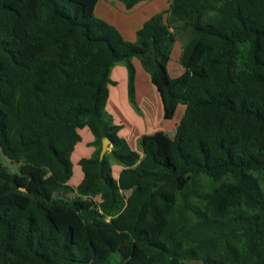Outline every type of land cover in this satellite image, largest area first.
Here are the masks:
<instances>
[{
	"label": "trees",
	"instance_id": "16d2710c",
	"mask_svg": "<svg viewBox=\"0 0 264 264\" xmlns=\"http://www.w3.org/2000/svg\"><path fill=\"white\" fill-rule=\"evenodd\" d=\"M96 1L0 0V154L18 171L0 162V264H264V0H170L134 41ZM132 57L162 118L184 105L164 153L153 135L131 149L105 110L117 63L136 109ZM83 126L93 150L72 189ZM64 211L77 222L59 227Z\"/></svg>",
	"mask_w": 264,
	"mask_h": 264
},
{
	"label": "crops",
	"instance_id": "0c3cea01",
	"mask_svg": "<svg viewBox=\"0 0 264 264\" xmlns=\"http://www.w3.org/2000/svg\"><path fill=\"white\" fill-rule=\"evenodd\" d=\"M169 2L170 0H140L132 7L126 9L116 0H97L94 5V10L97 12V17L115 26L120 33L123 27L127 30L130 29V31L126 32L127 38L128 40H133L135 30L141 25V23L150 15L166 9ZM154 7L159 8L155 11L153 9ZM177 39L180 40L181 50V46L185 40H182L178 36L175 40ZM180 50L176 57H179ZM131 62L134 66V103L136 109L133 108L127 100L125 89V68L122 63H117L113 65L110 70V79L114 80L115 84H108L107 86L108 95L105 102V110L111 115L112 121L120 125L118 135L126 140L131 149L140 153L137 142L142 136L153 135L158 140L159 145L161 141L163 145L168 143L172 136L171 133L173 132V128L183 112L184 105L177 104L171 118H162L160 99L154 86L149 81L148 74L141 67L137 58L132 57ZM170 64L172 65V68H170ZM166 69L170 77H175L182 72L180 64L178 65L171 60L170 53L169 59L166 62ZM117 80H119L121 86L117 84ZM149 95L152 99H156V109L158 106L156 116L153 118L151 117L152 114L150 110L152 101H149ZM179 105H182V107H180L179 113L177 114L176 110ZM77 132L80 139L74 144L70 153L72 173L70 178L65 182L66 184L69 180L74 178L73 185L71 186L72 189L82 176V172L77 163L78 159L81 157H88L93 150V146L89 144L92 140V134L89 129L86 126H83L78 128ZM120 168V165L112 163L111 175L116 177Z\"/></svg>",
	"mask_w": 264,
	"mask_h": 264
},
{
	"label": "rangeland",
	"instance_id": "374dc122",
	"mask_svg": "<svg viewBox=\"0 0 264 264\" xmlns=\"http://www.w3.org/2000/svg\"><path fill=\"white\" fill-rule=\"evenodd\" d=\"M117 1V0H116ZM97 5V4H96ZM96 7V6H95ZM158 8L159 7H154L153 9L156 11V10H158ZM93 13H94V15L95 16H98L97 15V12L94 10L93 11ZM122 28V27H121ZM127 31H130V29L129 30H127L126 28H122V31H121V35H122V37L124 38V39H126V40H128V38H127ZM120 32V31H119ZM135 34L133 35V40H129V41H134L135 40ZM179 50H180V40L179 39H177V40H175L174 42H173V44H172V47H171V51H170V57H171V60L174 62V63H177L178 65H179V62H178V57H176L177 56V54H178V52H179ZM172 65L170 64V68H172L171 67ZM143 70V69H142ZM166 72H167V74H168V71H167V69H166ZM171 74V73H170ZM169 75V74H168ZM170 76V75H169ZM118 81V83L117 84H119V86H121V83H119V80H117ZM116 81V82H117ZM153 89V88H152ZM149 101H152V103H151V114H152V118L153 117H155L156 116V112H157V109H158V106H157V109H156V99L154 100V99H152L151 98V96L149 95ZM149 104V103H148ZM180 107H182V105H179L178 107H177V110H176V113L178 114L179 113V110H180ZM172 134V133H171ZM159 151L161 152V153H164L165 152V145H163V143H162V141H161V143H160V146H159ZM0 162H1V164L9 171V172H16L17 171V164H15L13 161H11V160H9V159H7L5 156H3V155H1L0 154ZM18 172V171H17ZM73 179L74 178H72L71 180H69V182H67L66 183V185L68 186V187H71L72 185H73ZM70 194V193H69ZM61 213V212H60ZM77 216L75 215L74 216V218H75V220H74V218L71 216V212H67V211H64V212H62L61 213V218H63V219H65V222L62 224V225H58L59 227H61V226H63V225H65V224H67V223H69V222H72V223H75V222H77V219L78 218H76ZM121 241V238L115 233V232H111V233H109V235H108V244H109V246H110V250H111V252H112V255H114V252H113V248L119 243ZM184 264H201L200 263V261H197V260H185L184 261Z\"/></svg>",
	"mask_w": 264,
	"mask_h": 264
},
{
	"label": "water",
	"instance_id": "95a60500",
	"mask_svg": "<svg viewBox=\"0 0 264 264\" xmlns=\"http://www.w3.org/2000/svg\"><path fill=\"white\" fill-rule=\"evenodd\" d=\"M106 149H108V141L106 138H103L101 140V145H100V154L103 153ZM20 189H24L23 187H20Z\"/></svg>",
	"mask_w": 264,
	"mask_h": 264
}]
</instances>
